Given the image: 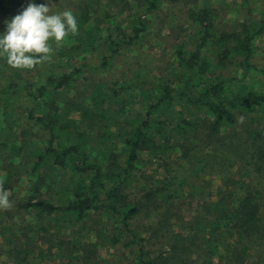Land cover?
Segmentation results:
<instances>
[{
  "label": "trees",
  "instance_id": "trees-1",
  "mask_svg": "<svg viewBox=\"0 0 264 264\" xmlns=\"http://www.w3.org/2000/svg\"><path fill=\"white\" fill-rule=\"evenodd\" d=\"M112 1L116 11L101 13V0H80L74 12L78 34L53 44L50 59L31 69L12 68L0 56V188L12 190L24 182L22 170L31 173V197L18 207L20 216L50 217L56 238L68 226L100 217L104 225L97 234L111 247H125L129 264H247L257 256L254 264H264V94L255 81L245 82L251 72L264 74L251 63L264 21L256 32L249 18L240 31L226 34L217 30L215 9L191 7L187 16L196 35L191 49L177 47L175 74L154 81L136 74L74 95L87 65L63 68L71 53L65 42L75 36L81 43L74 50L105 53L99 68L107 71L122 51L141 43L160 5ZM5 7L0 0V15ZM95 18L103 26L94 25ZM1 23L0 17V32ZM233 59L241 72L224 76ZM45 65L57 70L35 78ZM22 121L42 132L40 143L13 131ZM22 144L29 160L14 163ZM155 163L160 178L155 171L147 176L145 168ZM133 183L138 195L129 191ZM140 217L152 221L150 239L158 248L148 249V240L133 228ZM16 224L25 237L48 233L46 224L40 228L25 218ZM80 235L74 238L79 243ZM55 243L61 249L66 242Z\"/></svg>",
  "mask_w": 264,
  "mask_h": 264
},
{
  "label": "rangeland",
  "instance_id": "rangeland-1",
  "mask_svg": "<svg viewBox=\"0 0 264 264\" xmlns=\"http://www.w3.org/2000/svg\"><path fill=\"white\" fill-rule=\"evenodd\" d=\"M44 0H35V3H43ZM50 6L53 12L71 10L73 13L77 12L80 7V0H49ZM160 5L158 11L150 14V26L149 31L145 35L144 39L134 47L133 49H127L112 62V66L107 71L100 70V60L105 53L99 55L83 54L80 51L74 50L75 46H79L81 43L75 36L72 41L65 42L67 50L71 49L69 57V65L63 66L66 70L70 71L73 67L87 65L84 69L80 80L75 87L74 95H81L87 87L89 90L99 91L105 87L104 83H109L115 79H122L127 81L132 79L136 74L141 76L142 79L147 81H154L158 77L170 76L177 69L175 51L177 47L182 45L184 49L189 50L192 48L193 38L196 35V30L192 29V24L188 20V10L191 7L202 8L211 7L218 12L219 18L216 26L219 32L229 34L233 31H240V25L242 22L251 18V30L256 32L260 28V23L264 21V0H159ZM28 0H6V12L1 14V29L4 31L6 25L5 21H10L16 14L26 7ZM101 6L104 11L107 12L114 9V2L112 0H101ZM110 6V7H109ZM118 14V12H117ZM116 24V21L114 22ZM103 26L104 22L95 18L94 25ZM93 22L92 26L94 27ZM95 28V27H94ZM105 38V37H103ZM1 61H4L0 57ZM235 60L226 62L225 68L222 71L224 76H238L237 72H241L235 65H232ZM251 63L257 66L259 70H264V33L255 38L253 41V59ZM2 65H5L2 62ZM54 66V65H53ZM51 65H45L34 73L35 78H43L44 74H48L49 71H56L57 67ZM3 71L0 70V80L3 78ZM253 81L256 83L253 85L256 89L260 90L264 94V74L250 73L246 77L245 82L248 85H252ZM95 85V86H93ZM90 86H93L90 89ZM89 92H87L88 94ZM85 95V94H84ZM87 96V95H86ZM130 100V99H129ZM127 100V101H129ZM122 101L121 107L126 106ZM131 101V100H130ZM124 103V104H123ZM10 123L9 120L4 125ZM13 131L16 134L23 133L24 139H30L31 143L36 144L41 142L42 132H35L34 128L25 123L24 121L16 123L13 126ZM22 151L19 158H15L14 163L24 162L29 160L28 149L24 144L21 145ZM147 176L153 175L152 171L157 173V177H162V170L157 163L150 168H145ZM4 172H0V177H3ZM27 175L34 176L31 173L22 170L19 176L24 182H18L15 184V188L1 189L6 191L9 196L11 207L7 209H0V264H129L132 261V257L128 254L125 247H111L109 242L102 239L97 232L103 227L104 222L100 217L91 216L84 224L77 226H68L67 230H64L58 238L55 236V225L53 221H49L50 217H46L45 220L32 219L31 217H23L19 215L18 207L23 204L27 199L31 197V192L28 187ZM135 183L132 184L129 191L135 195H138V191L135 189ZM221 191V188H217ZM194 203V207H195ZM204 210V211H203ZM194 212V213H193ZM199 213H206L205 209L198 211ZM190 211L185 210L184 216L190 217ZM193 215L196 214L192 211ZM192 216V215H191ZM25 218L33 225L41 226L46 224L47 232L28 234L26 237L20 235L23 225L16 224ZM149 221L145 217L138 218L133 223V228L138 234L148 240L147 248L153 250L158 248L156 239H150L151 231L148 229ZM10 228L11 232H7ZM72 230V231H71ZM83 230V231H82ZM7 232V233H6ZM15 232V233H13ZM72 232V239L69 237ZM52 233V234H51ZM77 233V234H75ZM81 234L78 241L74 238ZM101 233V231H100ZM6 234V235H5ZM102 234V233H101ZM68 238H70L68 240ZM64 240L66 243L62 245L61 249L55 243V240ZM67 239V240H65ZM9 240L13 241L16 245L10 246ZM71 240V241H70ZM69 241V243H67ZM55 243V247L53 244ZM75 244V251L71 252ZM78 243V244H77ZM93 244H97L96 247ZM15 247L17 249H15ZM257 248V246H256ZM48 250H51L49 252ZM91 250V251H89ZM168 252L170 250L167 248ZM70 253V254H69ZM219 253H225L222 250ZM69 254V255H68ZM191 258H195L194 256ZM258 260V256L248 260L247 264H254ZM259 261V260H258ZM257 261V262H258ZM199 262V261H198ZM250 262V263H248ZM262 262V261H261ZM259 264H262V263ZM199 264V263H195Z\"/></svg>",
  "mask_w": 264,
  "mask_h": 264
},
{
  "label": "clouds",
  "instance_id": "clouds-1",
  "mask_svg": "<svg viewBox=\"0 0 264 264\" xmlns=\"http://www.w3.org/2000/svg\"><path fill=\"white\" fill-rule=\"evenodd\" d=\"M0 32V56L15 69L33 68L47 61L53 44H60L71 34L79 32V23L71 10L53 12L49 0L35 3L28 0L26 7ZM11 207L6 191L0 190V209Z\"/></svg>",
  "mask_w": 264,
  "mask_h": 264
}]
</instances>
